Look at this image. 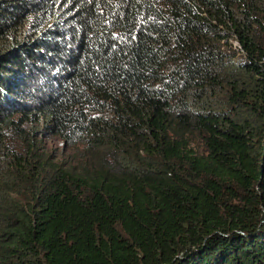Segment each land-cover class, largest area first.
<instances>
[{
    "label": "trees",
    "instance_id": "16d2710c",
    "mask_svg": "<svg viewBox=\"0 0 264 264\" xmlns=\"http://www.w3.org/2000/svg\"><path fill=\"white\" fill-rule=\"evenodd\" d=\"M0 264H264V0H0Z\"/></svg>",
    "mask_w": 264,
    "mask_h": 264
},
{
    "label": "rangeland",
    "instance_id": "374dc122",
    "mask_svg": "<svg viewBox=\"0 0 264 264\" xmlns=\"http://www.w3.org/2000/svg\"><path fill=\"white\" fill-rule=\"evenodd\" d=\"M236 45V44H235Z\"/></svg>",
    "mask_w": 264,
    "mask_h": 264
}]
</instances>
